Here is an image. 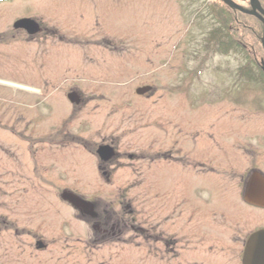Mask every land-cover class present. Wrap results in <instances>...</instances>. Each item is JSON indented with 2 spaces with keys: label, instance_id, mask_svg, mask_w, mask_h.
Here are the masks:
<instances>
[{
  "label": "flooded vegetation",
  "instance_id": "obj_1",
  "mask_svg": "<svg viewBox=\"0 0 264 264\" xmlns=\"http://www.w3.org/2000/svg\"><path fill=\"white\" fill-rule=\"evenodd\" d=\"M251 1L232 0L238 8L224 0H207L205 4L218 6L223 14L233 12L236 17L242 14L243 19L248 15L251 29L256 27V41L262 43L264 0H258L260 6L256 1V8ZM43 7H35L34 0H0V57L7 56V60H0V68L29 72L35 77L33 83L62 95V101L54 98L57 103L45 106L32 100V115L30 111L19 119L15 112L12 122L0 123V159L11 161L9 173L6 176L0 173V234L10 232L17 238L26 234V238L32 239L30 248L39 253L58 244L53 240L47 243L43 233L18 228L57 229L27 225L24 211L18 210L22 198H7L10 193L4 188L6 184L16 182L25 193L31 189L29 185L34 190L39 186L94 182L96 174L103 183L112 185L120 171L129 170L127 174L134 177L127 179L128 185L144 187L138 209L123 197L118 210L111 201L103 200V195L90 199L91 195H82L71 188L64 187L60 197L56 195L59 202L71 208L75 218L78 214L81 222L88 224L81 229H92L93 245L111 243L115 249H138L139 260L144 264H246L245 253L254 240L251 246L256 249V256L250 264H264V133L243 129L241 98H218L216 94L205 100L194 98L190 94L194 85L176 83L171 88L179 96L157 102L153 146L142 147L138 152L120 150L109 136L94 143V108L104 103L112 114L109 118L114 115V101L107 96L111 92L101 86L94 92V43L90 51L80 47L82 60L75 56L76 50L64 54L60 49L78 47V42L83 44L94 36L87 39L77 32H67L59 24L68 9ZM80 61L85 68L79 69ZM106 74L107 71L102 74L105 80L109 79ZM186 74L193 81L196 71L187 70ZM0 84L28 89L21 83L0 80ZM136 90L139 97L155 93L149 85ZM4 101L0 97V112L17 104L13 99L9 104L14 105ZM185 106L189 114L183 116L178 110ZM196 110H200L198 115L194 113ZM21 124L25 125L23 130L18 128ZM150 124L146 129L152 128L153 123ZM78 149L93 160L97 158L93 168L70 170L64 166L74 159ZM52 157H58L63 165L60 161L51 162ZM13 167L29 171L13 179L10 177L16 173ZM68 171L74 174L68 176ZM194 174L206 178L194 181L191 179ZM66 193L79 196L81 201L73 204L64 197ZM37 207L40 204L34 202V208ZM60 232L66 238V231Z\"/></svg>",
  "mask_w": 264,
  "mask_h": 264
},
{
  "label": "rangeland",
  "instance_id": "obj_2",
  "mask_svg": "<svg viewBox=\"0 0 264 264\" xmlns=\"http://www.w3.org/2000/svg\"><path fill=\"white\" fill-rule=\"evenodd\" d=\"M226 1L233 8H237L232 0ZM251 2L254 7L256 0ZM34 3L35 7L59 6L68 9L67 13L65 11L63 22L59 24L67 32H77L78 35L88 37L87 39L94 36V39L83 44L78 42V47L60 48L64 54L71 53L73 50L70 49L76 50L75 56L82 60L80 47L82 50L90 51L94 43V92L97 90L96 87L101 86L111 92V95L107 96L114 101V115L111 118L109 116L112 114L108 113L109 108L106 109L104 103H101L99 108H94V143L109 136L114 138L120 150L138 152L142 147L153 146L157 102L160 99L178 97V93L174 92L176 94L174 95L171 88L176 83L194 85L190 91L194 98L205 100L214 98L215 94L218 98L223 96L241 98L245 119L243 129H258L264 133V88L260 83H250L243 79L237 82L236 72H241L239 69L245 66L246 57L237 52L224 54L218 50L219 44L213 41L210 35L219 22L210 7L206 6L207 0H34ZM245 17L246 21L240 14L239 20L247 26L244 27L245 30L250 31L248 41L252 56L262 58L263 48L259 51V47H256L258 44L256 28L251 29L252 23L248 15ZM247 21L251 24L248 25ZM64 23H67V26ZM239 23L235 24V28L241 32L243 27ZM32 53L34 54L35 50ZM6 57L1 56L0 60H7ZM79 64V69L86 67L81 61ZM193 69L196 74L192 81L186 71ZM10 70L0 68V80L21 83L27 85L28 89L10 88L0 84V97L5 98L4 103L7 105L17 103L15 106H8L7 109L3 108L0 112V123L12 122L11 117L15 112L19 114V119L25 113L30 114V111L32 115L33 110L30 107L32 100H37L43 106L47 103H57L56 100L62 101V95L57 90L44 89L33 83L31 80L35 77L29 72L17 73ZM105 71L109 78L106 80L102 78ZM143 85H149L155 93L139 97L136 89ZM11 99L16 103L9 104ZM180 109L178 112L183 116L189 114L187 106ZM200 110H196L195 115H198ZM150 123H153L152 128L146 129ZM24 126L21 124L18 128L23 130ZM249 139L253 141L255 138ZM77 151L74 152V159L68 160L64 166L70 170H78L81 167L93 168L97 158L94 157L93 160L85 155V151L81 149ZM3 160L5 163L0 164V173L6 176L11 161L0 159ZM59 161L62 162L58 157L51 159V162L60 163ZM13 170L16 171L15 176H10L13 179H19L29 171L15 168ZM127 171L129 170L120 171L112 185L103 183L96 174L94 182L67 183L60 187L39 186L34 190L33 186L29 185L31 189L25 193L22 192L23 186L16 182L6 184L4 188L10 193L7 198H22L19 202L22 206L18 210L24 211L26 216L23 219H27V225L31 227L42 225L44 228L55 226L57 229H31L27 226L18 228L43 233L41 235L47 243L53 240L58 244L52 245L45 253H39L30 248L29 243L32 239L26 238V234H23L22 238H17L10 232L3 235L1 233L0 264H144L139 260L141 255L138 249H115L116 246L111 243L93 245L92 229H81L88 224L81 222L78 214L75 218L71 208L56 198V195L60 197L65 187L82 195H91L90 199L92 196L100 198L103 195L102 199L111 201L118 210L119 200L123 197L131 200L138 209L141 194L145 193L144 187L129 186L127 179L133 178L134 175H128ZM82 172L86 175L85 171ZM82 172L79 175L84 177ZM73 174V171L67 172L68 176ZM202 178L206 177L195 174L191 176L194 181ZM34 202L39 203L40 207L35 209ZM12 213L18 215L16 211ZM149 219L152 220V217ZM62 229L66 231V238L59 235ZM130 236L135 237L134 234Z\"/></svg>",
  "mask_w": 264,
  "mask_h": 264
},
{
  "label": "trees",
  "instance_id": "obj_3",
  "mask_svg": "<svg viewBox=\"0 0 264 264\" xmlns=\"http://www.w3.org/2000/svg\"><path fill=\"white\" fill-rule=\"evenodd\" d=\"M211 11H213V15L218 19V26L211 31L210 37L213 41L219 44L218 50L224 54H228L229 52H237L244 55L246 58V64L241 69L240 76L244 79L256 81L262 80L264 81V71L261 66H263V61L261 62L260 57L254 58L252 56L250 50V43L248 41V37L250 36V31L245 30L244 27H247L244 23L239 20V17H236L234 13H222L218 6L211 7ZM223 18L225 21H223ZM246 21V19H243ZM239 23L242 25L243 30L238 32L235 28V24ZM248 22V21H247ZM251 24L248 22V25ZM256 28V27H255ZM260 40V39H259ZM259 47V51L262 47L261 42L258 41L256 47ZM257 49V48H256ZM261 53V52H260ZM259 67V68H258ZM256 68L260 71V78L256 79Z\"/></svg>",
  "mask_w": 264,
  "mask_h": 264
},
{
  "label": "water",
  "instance_id": "obj_4",
  "mask_svg": "<svg viewBox=\"0 0 264 264\" xmlns=\"http://www.w3.org/2000/svg\"><path fill=\"white\" fill-rule=\"evenodd\" d=\"M140 93L142 91H139ZM69 195V196H67ZM64 197L73 202V204H77L79 203V201H81V199L79 197H76L75 195L73 194H65ZM255 256H256V249L252 248V246H249L247 251H246V256H245V259H246V263L248 264L249 262H251L252 259H255Z\"/></svg>",
  "mask_w": 264,
  "mask_h": 264
},
{
  "label": "bare ground",
  "instance_id": "obj_5",
  "mask_svg": "<svg viewBox=\"0 0 264 264\" xmlns=\"http://www.w3.org/2000/svg\"><path fill=\"white\" fill-rule=\"evenodd\" d=\"M255 6H256V4H255Z\"/></svg>",
  "mask_w": 264,
  "mask_h": 264
}]
</instances>
